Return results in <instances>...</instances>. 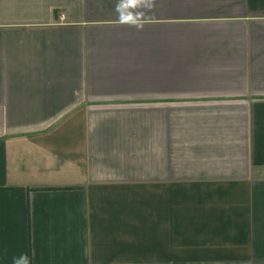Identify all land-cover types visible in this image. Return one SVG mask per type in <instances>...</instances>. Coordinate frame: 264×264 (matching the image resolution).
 <instances>
[{
  "label": "crops",
  "instance_id": "crops-1",
  "mask_svg": "<svg viewBox=\"0 0 264 264\" xmlns=\"http://www.w3.org/2000/svg\"><path fill=\"white\" fill-rule=\"evenodd\" d=\"M0 264H264V0H0Z\"/></svg>",
  "mask_w": 264,
  "mask_h": 264
},
{
  "label": "built area",
  "instance_id": "built-area-1",
  "mask_svg": "<svg viewBox=\"0 0 264 264\" xmlns=\"http://www.w3.org/2000/svg\"><path fill=\"white\" fill-rule=\"evenodd\" d=\"M60 19H61V21H66L68 19L67 13H65V12L61 13Z\"/></svg>",
  "mask_w": 264,
  "mask_h": 264
}]
</instances>
